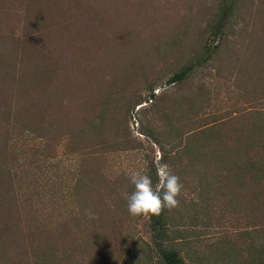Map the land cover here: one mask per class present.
I'll list each match as a JSON object with an SVG mask.
<instances>
[{"label": "rangeland", "instance_id": "374dc122", "mask_svg": "<svg viewBox=\"0 0 264 264\" xmlns=\"http://www.w3.org/2000/svg\"><path fill=\"white\" fill-rule=\"evenodd\" d=\"M161 164L179 206L131 217ZM169 250L264 264V0H0V264Z\"/></svg>", "mask_w": 264, "mask_h": 264}, {"label": "clouds", "instance_id": "9594fccd", "mask_svg": "<svg viewBox=\"0 0 264 264\" xmlns=\"http://www.w3.org/2000/svg\"><path fill=\"white\" fill-rule=\"evenodd\" d=\"M127 176L133 188L125 197L127 212L131 217L159 216L164 209L171 211L179 206L178 197L182 194L183 184L167 164L158 166L155 186L150 175L143 170H131ZM86 215L89 219L98 218L91 209L86 211Z\"/></svg>", "mask_w": 264, "mask_h": 264}, {"label": "trees", "instance_id": "16d2710c", "mask_svg": "<svg viewBox=\"0 0 264 264\" xmlns=\"http://www.w3.org/2000/svg\"><path fill=\"white\" fill-rule=\"evenodd\" d=\"M225 18H226V15L223 16V20ZM219 25H221V27H222L223 23L220 22ZM187 71H188L187 68L181 70L180 72L175 74L172 79H174L176 81L182 80L185 77ZM163 257H164L167 264H184V262L177 256V253L174 250H169V251L163 252Z\"/></svg>", "mask_w": 264, "mask_h": 264}]
</instances>
